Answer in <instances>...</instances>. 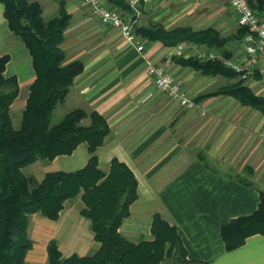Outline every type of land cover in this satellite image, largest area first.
<instances>
[{"label": "crops", "instance_id": "crops-1", "mask_svg": "<svg viewBox=\"0 0 264 264\" xmlns=\"http://www.w3.org/2000/svg\"><path fill=\"white\" fill-rule=\"evenodd\" d=\"M61 1L70 15L62 44L66 63L80 60L84 71L59 105H64L66 114L83 110L88 115L97 112L103 116L110 134L97 151L100 169L108 172L116 158L138 180V199L130 207L121 234L135 243L149 240L153 216L159 213L176 226L190 260L264 264V235H253L230 252L221 235L223 225L258 209L260 191H264V114L231 96L197 100L240 80L264 98V51L255 57L247 53L255 36L249 32L239 36L242 27L236 14L220 0H149L142 6L138 29L156 24L166 31L214 29L222 38L233 40L219 48L188 42L173 45L166 40L149 42L137 32L145 47L139 52L118 29L103 25L83 0H30L41 5L44 19L47 14L52 19L58 16ZM101 1L126 21L133 19L127 0L121 4ZM180 45L192 48L179 56L176 51ZM5 55L10 59L5 76L16 77L20 86L11 112L17 107L24 110L36 72L30 51L11 32L0 3V56ZM211 55L225 58L235 71L241 68L250 74L246 78L207 76L184 63L192 58L209 60ZM148 62L164 65L196 107L185 109L159 92ZM24 90L28 92L23 97ZM83 124L89 125L90 119ZM89 158L88 145L83 143L70 156H58L51 162L40 159L30 166L39 167L38 174L44 168V175L33 176L41 182L50 172L82 169ZM78 201L70 208L68 201L58 221L39 214L30 217V223L35 224L30 237L43 236L44 245L38 246L32 239L27 264H46L47 245L52 239L65 258L97 251L99 245L90 222L80 214L83 206ZM74 207L80 209L73 212Z\"/></svg>", "mask_w": 264, "mask_h": 264}, {"label": "trees", "instance_id": "trees-1", "mask_svg": "<svg viewBox=\"0 0 264 264\" xmlns=\"http://www.w3.org/2000/svg\"><path fill=\"white\" fill-rule=\"evenodd\" d=\"M247 1L264 19V0ZM0 3L4 5L11 32L30 51L36 72L20 127L15 128L11 108L20 95V86L16 77L5 76L9 56H0V264H26L27 254L33 248L30 217L39 214L58 221L66 203L74 199L81 200L80 214L90 222L99 248L92 255L65 258L57 241L52 239L47 245L48 264H209L188 258L176 226L159 213L153 216L149 240L135 243L121 234L123 222L130 217V207L138 199V180L116 158L108 172L100 169L97 151L110 134L103 116L74 110L52 124L55 109L66 99L74 79L84 71L80 60L66 63L62 44L70 15L65 2H60L58 16L49 21L44 19L37 2L0 0ZM135 32L149 42L166 40L173 45L188 42L219 48L233 40L222 38L214 29L166 31L157 24L144 29L136 27ZM246 32L248 29L242 28L239 36ZM225 60L192 58L184 63L207 76L240 77ZM218 95L234 97L241 105L264 114V98L255 95L242 80L202 94L197 100ZM87 118L90 124L84 125ZM83 143L88 145L90 158L82 169L50 172L41 182L24 173L25 168L40 159L51 162L58 156L72 155ZM258 234L264 235V191H260L258 209L252 215L233 219L221 229L228 252Z\"/></svg>", "mask_w": 264, "mask_h": 264}, {"label": "built area", "instance_id": "built-area-1", "mask_svg": "<svg viewBox=\"0 0 264 264\" xmlns=\"http://www.w3.org/2000/svg\"><path fill=\"white\" fill-rule=\"evenodd\" d=\"M85 4L89 5L93 15L106 26L118 29L122 36L132 45H134L139 52H143L145 47L140 43L136 36V27L141 16L142 6L149 0H127L129 8L132 10L134 17L130 21H126L121 14L116 11L108 9L101 0H83ZM195 3H209L215 0H190ZM230 8L237 16V21L240 27L247 28L249 33L255 37L247 46V53L255 57L260 52L264 51V19L260 18L253 9L249 6L247 0H225ZM190 46L180 45L177 47L176 54L179 56L189 50ZM218 58L215 55L209 56V59ZM226 65H230L225 61ZM243 78L248 77L250 71L235 68ZM148 71L154 78L156 88L162 94L178 101L185 109H193L196 104L190 99L187 92L182 88L180 81L168 74L165 66L161 64H153L148 62Z\"/></svg>", "mask_w": 264, "mask_h": 264}, {"label": "rangeland", "instance_id": "rangeland-1", "mask_svg": "<svg viewBox=\"0 0 264 264\" xmlns=\"http://www.w3.org/2000/svg\"><path fill=\"white\" fill-rule=\"evenodd\" d=\"M220 1H222L226 6L229 5L225 0H220ZM52 17L53 16H50V15L48 16V14H47L45 20L46 21H49L50 19H52ZM218 58L220 59L221 57L218 56ZM218 58H216V59H218ZM27 92H28L27 90H24L23 97L27 94ZM65 109L66 108H64V105H58L57 106V108L55 109V111L53 113V116H52V124L58 123L66 115V112H65L66 110ZM22 113H23V108L22 107L21 108H18V107L17 108H14L13 111L11 112L12 120H13V124H14V127L15 128H19L20 127V123H21V119H22ZM43 169L44 168H42V170H41L42 175H44V173H45V172H43ZM38 170H39V167H37V169H36V168H34L32 166H28L27 168L24 169V173L26 175H28V176H34V177H36V176H39L41 174V173L38 174ZM75 203H79L78 199H74L73 201H70L68 203V207L70 208L71 205L72 204H75ZM80 204H82V203L80 202ZM80 207H81V205H80ZM80 207L79 208H76V209L74 207L72 211L73 212L78 211V209H80ZM34 226H35L34 223H30L29 231L31 233H32V229L34 228ZM33 238H31V239H33ZM33 240L35 241L36 245H38V246L44 245L43 236L41 237L40 235H38ZM92 253L93 252H90L89 255H92ZM45 263L48 264L47 259H46Z\"/></svg>", "mask_w": 264, "mask_h": 264}]
</instances>
